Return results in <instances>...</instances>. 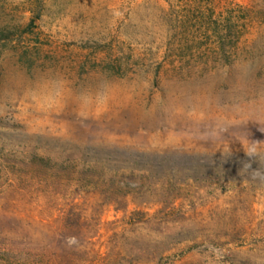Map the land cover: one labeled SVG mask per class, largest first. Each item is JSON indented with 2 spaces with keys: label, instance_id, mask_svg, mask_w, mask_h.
<instances>
[{
  "label": "rangeland",
  "instance_id": "rangeland-1",
  "mask_svg": "<svg viewBox=\"0 0 264 264\" xmlns=\"http://www.w3.org/2000/svg\"><path fill=\"white\" fill-rule=\"evenodd\" d=\"M0 264H264V0H0Z\"/></svg>",
  "mask_w": 264,
  "mask_h": 264
},
{
  "label": "trees",
  "instance_id": "trees-1",
  "mask_svg": "<svg viewBox=\"0 0 264 264\" xmlns=\"http://www.w3.org/2000/svg\"><path fill=\"white\" fill-rule=\"evenodd\" d=\"M41 160L50 162V159H43V158H41Z\"/></svg>",
  "mask_w": 264,
  "mask_h": 264
}]
</instances>
